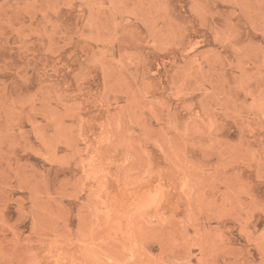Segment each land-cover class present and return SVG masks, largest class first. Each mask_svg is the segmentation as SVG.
<instances>
[{"label":"rangeland","instance_id":"1","mask_svg":"<svg viewBox=\"0 0 264 264\" xmlns=\"http://www.w3.org/2000/svg\"><path fill=\"white\" fill-rule=\"evenodd\" d=\"M0 264H264V0H0Z\"/></svg>","mask_w":264,"mask_h":264},{"label":"bare ground","instance_id":"2","mask_svg":"<svg viewBox=\"0 0 264 264\" xmlns=\"http://www.w3.org/2000/svg\"><path fill=\"white\" fill-rule=\"evenodd\" d=\"M93 168V167H92ZM163 194H164V192H163ZM152 195V194H151ZM162 197H163V195H162ZM151 200V199H150ZM147 201V200H146ZM150 203V202H149ZM148 207V206H147Z\"/></svg>","mask_w":264,"mask_h":264}]
</instances>
